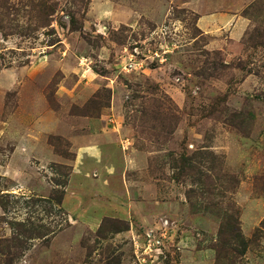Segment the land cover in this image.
I'll use <instances>...</instances> for the list:
<instances>
[{"label":"rangeland","instance_id":"1","mask_svg":"<svg viewBox=\"0 0 264 264\" xmlns=\"http://www.w3.org/2000/svg\"><path fill=\"white\" fill-rule=\"evenodd\" d=\"M0 264H264V0H0Z\"/></svg>","mask_w":264,"mask_h":264},{"label":"trees","instance_id":"2","mask_svg":"<svg viewBox=\"0 0 264 264\" xmlns=\"http://www.w3.org/2000/svg\"><path fill=\"white\" fill-rule=\"evenodd\" d=\"M184 164L186 163V165H188L187 167H190L191 165L189 164V160H183ZM190 165V166H189ZM207 195H212V192L211 191H207L206 192ZM205 194H202V197L205 198L204 196ZM59 204L62 203V199L59 200L58 202ZM208 204V207H207V210L209 208V204L210 202L207 203ZM210 209V208H209ZM230 219L227 218V220L225 221V218H224V226L227 227V229H229L231 231V236L230 237H233V238H238L242 241L243 243V246H244V251H245V248L247 247L246 246V243H245V240L242 238L241 234H239V228L235 225H233L231 228L229 226L226 225V223L229 221ZM232 229H233V232H232ZM235 231H238V233H235ZM26 232L27 234H25V236L32 240V239H35V238H38V239H44L45 237H48L49 236V230L48 231H44L43 233H40L38 231H24Z\"/></svg>","mask_w":264,"mask_h":264},{"label":"crops","instance_id":"3","mask_svg":"<svg viewBox=\"0 0 264 264\" xmlns=\"http://www.w3.org/2000/svg\"><path fill=\"white\" fill-rule=\"evenodd\" d=\"M216 3H218V1H216ZM217 4H213V7H215ZM222 7H223V9H225V10H227V11H229L228 13H225V14H223V19L224 20H227V21H229V22H237L239 19H237V15L236 14H234V13H232V11L227 7V6H224L223 4H222ZM238 10H235V11H233V12H237ZM212 16V15H211ZM210 16V17H211ZM224 16H227V17H224ZM236 24V23H235Z\"/></svg>","mask_w":264,"mask_h":264}]
</instances>
